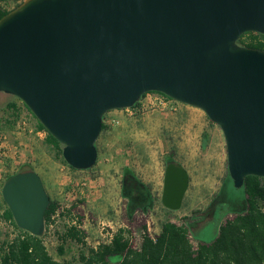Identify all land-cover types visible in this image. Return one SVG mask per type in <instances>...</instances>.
<instances>
[{
    "label": "water",
    "instance_id": "1",
    "mask_svg": "<svg viewBox=\"0 0 264 264\" xmlns=\"http://www.w3.org/2000/svg\"><path fill=\"white\" fill-rule=\"evenodd\" d=\"M264 0H24L0 19V94L31 111L77 171L98 160L104 117L148 93L197 108L220 127L234 188L264 179ZM187 169L166 165L161 203L179 211ZM1 196L17 227L43 237L51 198L35 171Z\"/></svg>",
    "mask_w": 264,
    "mask_h": 264
},
{
    "label": "rangeland",
    "instance_id": "2",
    "mask_svg": "<svg viewBox=\"0 0 264 264\" xmlns=\"http://www.w3.org/2000/svg\"><path fill=\"white\" fill-rule=\"evenodd\" d=\"M23 1L0 0V9L12 11ZM12 102L20 108L18 114L8 109ZM103 123L107 128L96 142V165L87 171H74L47 139L36 135L37 123L22 101L0 94V198L4 175L9 172L6 161H11L13 169L35 171L41 176L51 200L60 206L43 236L56 260L80 264L79 254L84 249L81 245L69 242L64 246L65 255H59V235L71 225L84 231L88 247L108 242L120 228L132 231L137 244V227L146 225L154 236L163 222L181 224L184 217L192 216L197 220L191 231L208 240L232 217L231 212L242 209L232 201L238 195L228 173L223 132L203 111L172 101L169 108L149 107L143 113L111 111ZM2 143L8 148L6 156ZM170 162L180 163L190 176L183 206L176 212H168L161 203L164 171ZM125 167L151 188L155 200L149 212H137L132 219L121 195ZM68 209L71 215L63 217ZM10 233L7 225L0 227L2 239Z\"/></svg>",
    "mask_w": 264,
    "mask_h": 264
},
{
    "label": "trees",
    "instance_id": "3",
    "mask_svg": "<svg viewBox=\"0 0 264 264\" xmlns=\"http://www.w3.org/2000/svg\"><path fill=\"white\" fill-rule=\"evenodd\" d=\"M9 12L0 9V19ZM239 45L264 50V35L247 33L240 38ZM23 107L36 121L37 130L46 133L47 142L65 163L61 144L44 129L24 104ZM8 109L14 114H18L20 110L13 102L8 105ZM106 128L103 123L102 131ZM5 166L9 172L4 175L3 183L17 173L30 171L13 169L11 161H6ZM120 184L130 219L137 212H149L154 206L151 188L131 168L123 169ZM233 191L238 196L232 201L242 209L231 212L232 217L218 227L217 234L212 239H200L194 235L190 227L197 219L192 216L184 217L181 224L171 220L163 222L159 234L154 236L148 232L146 225L137 227V244L132 231L120 228L108 242L88 247L84 231L71 225L59 235V255H65L64 246L71 242L84 248L79 254L80 264H264V179L247 177L243 188H233ZM59 209V204L51 200L45 215L46 228ZM70 215V209L62 214L63 217ZM218 215L222 216L220 212ZM3 223H9L13 231L4 239L0 235V264H68L56 260L49 253L44 237H35L19 229L1 197L0 227Z\"/></svg>",
    "mask_w": 264,
    "mask_h": 264
},
{
    "label": "built area",
    "instance_id": "4",
    "mask_svg": "<svg viewBox=\"0 0 264 264\" xmlns=\"http://www.w3.org/2000/svg\"><path fill=\"white\" fill-rule=\"evenodd\" d=\"M171 102L172 100H169L164 96H161L155 93H148L142 97V99L137 105H135L131 109H126V111H133L135 113H141V112L143 113L149 107H152V108L162 107L166 109V108H169ZM1 149H2L3 155L6 156L8 148L5 146L4 143H2ZM3 225H7L8 227H10L11 232L13 231V228L10 226L9 223H3Z\"/></svg>",
    "mask_w": 264,
    "mask_h": 264
},
{
    "label": "crops",
    "instance_id": "5",
    "mask_svg": "<svg viewBox=\"0 0 264 264\" xmlns=\"http://www.w3.org/2000/svg\"><path fill=\"white\" fill-rule=\"evenodd\" d=\"M36 135L39 136V138H44V140L47 139V135L43 131H37Z\"/></svg>",
    "mask_w": 264,
    "mask_h": 264
}]
</instances>
